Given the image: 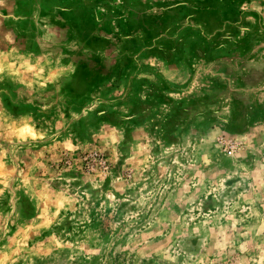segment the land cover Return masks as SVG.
I'll list each match as a JSON object with an SVG mask.
<instances>
[{"label":"rangeland","instance_id":"374dc122","mask_svg":"<svg viewBox=\"0 0 264 264\" xmlns=\"http://www.w3.org/2000/svg\"><path fill=\"white\" fill-rule=\"evenodd\" d=\"M0 264H264V0H0Z\"/></svg>","mask_w":264,"mask_h":264},{"label":"crops","instance_id":"0c3cea01","mask_svg":"<svg viewBox=\"0 0 264 264\" xmlns=\"http://www.w3.org/2000/svg\"><path fill=\"white\" fill-rule=\"evenodd\" d=\"M133 157H134L133 155H129V158H127V159H128V161L132 160L133 162H136V163H133V165L136 164L137 166L141 165V163H143V162H145L147 160V156L146 155L137 156L134 159H133Z\"/></svg>","mask_w":264,"mask_h":264},{"label":"built area","instance_id":"2783aa9c","mask_svg":"<svg viewBox=\"0 0 264 264\" xmlns=\"http://www.w3.org/2000/svg\"><path fill=\"white\" fill-rule=\"evenodd\" d=\"M237 142L233 139H228L226 146H227V153L230 155L233 152V149L236 147Z\"/></svg>","mask_w":264,"mask_h":264}]
</instances>
